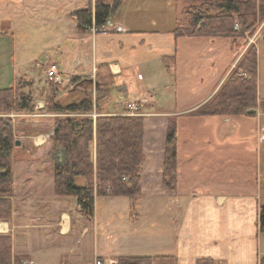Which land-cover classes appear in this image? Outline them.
I'll return each instance as SVG.
<instances>
[{
    "label": "crops",
    "instance_id": "0c3cea01",
    "mask_svg": "<svg viewBox=\"0 0 264 264\" xmlns=\"http://www.w3.org/2000/svg\"><path fill=\"white\" fill-rule=\"evenodd\" d=\"M95 1L0 0V90L9 88L19 78L29 76L25 71L32 61L34 65L29 68L39 70L43 65L47 67L51 61L57 65L64 80L81 77L70 93H75L73 97L77 96L76 99L82 94L92 96L103 114L123 115L124 104L137 101L143 118L140 197L133 202L125 196H95L93 215L88 218L74 198L56 196L53 166L60 156L50 154L52 130L41 131L43 128L38 126L57 117L79 114L43 110L44 102L36 100L30 111L21 112L23 116H19L26 123L38 126L33 127L34 133L23 136L24 141H19L20 144L15 146L11 215L8 220L0 221V228L3 229H0V234L11 237L12 256L22 258V264H91L95 258L102 260L103 264H114L118 257H174L177 264H196L199 259H210L213 264H261L264 248L262 232L257 226L261 205L255 199L260 195L261 186L257 187V191H252L255 193L243 195L218 183L214 176L225 164V161L220 164L219 159L225 156L230 163L234 148L240 140L245 139H240L238 134L239 122L235 117L189 115L216 93L239 58L230 57L223 73L203 94V80L194 66L197 63L202 66L205 63L213 64V56L207 59L206 54L215 52L214 47L222 46L218 42L223 38L180 37L175 40L167 35L165 46L156 48L147 34H157L158 31L149 32L142 26L139 28L137 18L130 17L129 10L125 12L119 9L116 16L106 22L107 32L97 34L78 30L73 15L76 10L69 13L75 21V29L68 25L57 28L56 25L62 22L60 17L52 23L46 11L43 14L41 10L93 8ZM5 9L19 11L7 15ZM135 11L132 9V12ZM15 16L27 17L26 27L29 30L40 29L38 34H34V40L33 37L26 40L24 53L20 52L23 50L21 47H16L13 36L16 30ZM51 26L52 33H49ZM43 30L44 34L41 33ZM84 37L89 38L92 45L91 67L69 74L72 66L66 64V60L69 61V57L73 59L74 55L70 56L60 46L64 45V41L72 44ZM111 41L128 49L127 52H139L140 57L144 58L142 65L146 66L150 81L147 95L134 86L136 75L133 69L138 67L135 65L137 61L121 54L117 57L110 52L106 46ZM34 42H38L40 47L41 43H51L55 46V53L47 49L49 51L44 56L47 61L38 62L34 55L25 53V48L29 49ZM229 46L228 41L226 50L230 49ZM165 59H172L169 66H166ZM78 62L77 57L76 67L80 65ZM181 62H187L185 73L184 70L180 72ZM101 65L108 66L115 85L109 90L93 87L84 92L81 84H90V79L95 81L96 70ZM153 73L163 85L161 94L156 92V86L151 82ZM181 86L187 89V96H201L198 95L200 97L190 104H182L178 99ZM167 95L172 104L164 106ZM65 98L61 96L59 103L64 104L71 99ZM261 98L264 97L257 93V99ZM253 110L252 114L244 117L263 118L264 109L257 106ZM170 118L175 119L177 138V185L172 191L164 188L162 172ZM259 119L256 128L258 134L251 137L258 142V147L264 142V122ZM226 150L231 154L225 153ZM91 158L94 163V144ZM205 174H208L207 178L199 179L200 175ZM75 183L83 186L84 179L77 178ZM122 199L133 203L128 216L121 209L125 203ZM101 209H105L103 214L100 213Z\"/></svg>",
    "mask_w": 264,
    "mask_h": 264
},
{
    "label": "trees",
    "instance_id": "16d2710c",
    "mask_svg": "<svg viewBox=\"0 0 264 264\" xmlns=\"http://www.w3.org/2000/svg\"><path fill=\"white\" fill-rule=\"evenodd\" d=\"M183 17L174 29L175 40L186 38H223L229 41L231 52L242 55L231 69L216 93L203 105L189 113L191 116H243L259 103L264 108V98L257 99V52L248 44V36L255 31V17L264 18V0H182ZM124 0H96L94 7L73 13L78 30L94 24L99 28L113 19ZM264 28V25H263ZM87 31V30H86ZM239 52V51H238ZM169 62L172 59H165ZM77 77L70 79L76 85ZM98 89H111L115 85L108 66L96 70ZM45 107L50 112L74 113L54 120L49 138L50 154L59 155L53 166L54 194L72 197L81 212L88 218L93 215L95 196H125L135 202L140 197L139 170L143 161V118L126 115H107L100 112L92 96L81 95L68 102L59 103L57 90L60 84L52 83ZM93 89V84L83 83ZM96 88V87H94ZM63 89V88H62ZM89 89V90H91ZM34 107L28 92H19L16 81L0 90V113L28 112ZM96 111L95 118L87 114ZM0 221L11 215L12 162L15 149L12 128L8 119H0ZM176 123L170 118L165 136L163 184L166 190L177 185ZM95 147V162L91 149ZM83 178V186L75 180ZM259 232H264V206L257 216ZM264 264V258L261 259ZM0 264H22V258L11 254V237L0 234ZM114 264H177L174 257H118ZM196 264H213L210 259H199Z\"/></svg>",
    "mask_w": 264,
    "mask_h": 264
},
{
    "label": "rangeland",
    "instance_id": "374dc122",
    "mask_svg": "<svg viewBox=\"0 0 264 264\" xmlns=\"http://www.w3.org/2000/svg\"><path fill=\"white\" fill-rule=\"evenodd\" d=\"M80 6H83L81 4ZM87 6V5H86ZM184 4L182 0H124L122 3L120 9H124L125 12L128 10L131 12L130 17H136L139 25L142 26L141 28H145V30L151 32L152 30L158 31L157 34H147L148 39L155 45L156 48H163L165 46V41H167V35L174 37V29L176 28L179 19L183 17L182 10L184 9ZM132 9H136L135 13L132 12ZM43 10V14L46 11V14H48V19L52 21V23L56 22L57 18L60 17L62 22L59 25H56L57 28L59 27H65L66 25L70 26V28L75 29V21L70 18L69 13L73 10L79 11L82 9H41ZM19 11V9H5V13L7 15L13 14V12ZM40 10H38L39 13ZM46 16V15H45ZM27 17L20 18L19 16H15V34L13 35L16 40V47L24 48V43L29 37H33L34 40V34H38L40 32L39 28H32L28 29L26 26H28V21H26ZM255 31L252 33V35L248 36V43L251 42V45L256 46L257 48V85H258V94L261 97H264V18L260 19L258 17V14L255 17ZM153 21V24L151 22ZM50 25V24H49ZM55 27V26H54ZM53 27H49V33H52L51 29ZM56 28V27H55ZM46 31V32H48ZM66 31V30H65ZM45 32V33H46ZM44 34V30L41 32ZM43 40V38L41 39ZM177 40V39H176ZM39 41V40H38ZM107 41V40H106ZM48 42H51V40H48ZM64 45H61L60 48L63 50H66L69 52V55H74V58L72 59L69 57L66 60V64H70L72 66V71H69V74L71 72H81V70H84L85 68L91 67V50L92 45L89 38L84 37L81 40L74 41V43H67L64 41ZM219 48L214 47L215 52L206 54L207 59H209L211 56H213V64H204L203 66L200 64H196L194 68L197 70V72L200 71L202 82V91L203 94L208 91L212 84L215 82L217 78L223 73V70L228 66L229 64V58L234 56L235 59L240 58L242 55V52L240 53V49L238 51H234L231 53L230 49L228 48L226 50L225 45L228 43L226 39L219 40ZM38 42H34L33 46L31 45L29 49H26V55L31 54L34 55L35 59L38 62L44 63L45 55H47L49 50L54 51L53 48L55 47L51 43H41L42 47L40 45H37ZM44 44V45H43ZM46 44V45H45ZM256 44V45H255ZM35 45V47H34ZM110 52H114L115 55L118 57L119 54L125 55L129 58H134L137 62L135 65H137V68H134L133 71L136 75V80L134 82V86L137 88L139 92L142 94L147 95L148 93V85L150 83L148 78V73L146 70V66L142 65V62L144 61V58H141V54L139 52H127L128 49L125 47L119 45L116 41L109 42V44L106 46ZM217 48V50H216ZM221 48V49H220ZM49 49V50H47ZM121 49V50H120ZM115 50V51H114ZM20 52L24 53V49ZM233 54V55H232ZM55 55V54H54ZM56 56V55H55ZM78 57V63L80 64L78 67H76V58ZM22 59V58H21ZM232 59V58H231ZM202 60V59H201ZM47 61V60H46ZM23 62V61H21ZM51 63L48 62V64ZM167 65L169 66L171 62L169 60L166 61ZM180 63V72L185 73L187 71V62ZM34 62L29 63L27 65V71L26 74H29V76L19 78L16 80V86L18 88L19 92H28L32 95L33 101L41 100L44 102V109L47 110L45 107V98H48V92L50 87L54 86L52 84L53 82L46 78L45 76V70L46 65L42 66L41 69H30V67H33ZM69 66V67H70ZM192 66V65H191ZM189 66V67H191ZM194 68H190L192 71H195ZM153 69V68H151ZM182 75V73L180 74ZM68 76V75H66ZM31 77V78H30ZM81 80V77H77ZM79 80V81H80ZM153 84H155L154 88H156V92L161 94L160 92L164 89L162 88L161 80L156 77V75L153 73V79L151 81ZM60 89L57 90V98H61V96H65V99L71 98L75 96L76 94H71L70 90L75 88L76 85L70 84V80H64L61 78ZM86 91L91 89V87L85 86ZM63 88V89H62ZM150 90V89H149ZM82 92V91H81ZM166 92V91H165ZM178 99L180 103L187 105L192 103L194 100L198 99L201 95L196 94L197 96H187V89L181 86L180 91H178ZM200 95V96H198ZM120 99H125L126 97H118ZM171 98L173 99V95H171ZM118 99V101H121ZM169 95L164 98L163 105H170L172 102H169ZM148 100V99H147ZM257 106L260 107L259 103H257ZM257 106L255 108H257ZM254 108V109H255ZM262 108V107H260ZM104 110V108H102ZM264 109V108H262ZM48 111V110H47ZM11 113H18V112H11ZM9 114V113H8ZM8 114H2L0 113V119H8L10 121V125L12 128L13 133V139L24 141L25 135L29 134L30 132L34 133L35 126L38 125H31L24 121L22 117L15 116V117H8ZM262 114L259 113L258 116ZM243 116H235V119H237V122H239V128H238V134L240 136V139H243L244 141L240 140V143L238 142V145L234 148V151L232 152L233 158L230 159V163H228L225 159V156L223 159H219L221 161L220 164H222L225 161V164H223L221 167H223L221 170L218 171L217 174H215V180L218 181V183H222L225 187H229V189L236 190L239 194L243 195H250L251 193H255L252 191H255L257 187L261 186L260 195L256 196L257 204L264 206V142H261V146H257V141L255 139L251 138L256 133V128L258 125V119L259 117L254 118H247ZM263 118L259 119L260 122H264V111L262 114ZM142 117V116H140ZM54 119L51 121H46L43 125L38 126L39 128H43L41 131L51 132L54 127ZM2 122H0L1 124ZM34 127V128H33ZM264 130V126L262 127ZM52 134V132L50 133ZM51 136V135H50ZM26 143V142H25ZM26 147H28L26 143ZM225 153H230L229 150H226ZM213 176V175H212ZM208 174L200 175L199 179L207 178ZM211 178V175H210ZM257 191V190H256ZM260 197V199H259ZM121 201L125 202L123 206L121 207L122 211L126 213V215H129V210L132 206V202H129L127 199H122ZM136 207V204L134 205ZM105 209H101L100 213L103 214ZM99 231L101 229V225L98 227ZM262 245L264 248V232H262Z\"/></svg>",
    "mask_w": 264,
    "mask_h": 264
},
{
    "label": "built area",
    "instance_id": "2783aa9c",
    "mask_svg": "<svg viewBox=\"0 0 264 264\" xmlns=\"http://www.w3.org/2000/svg\"><path fill=\"white\" fill-rule=\"evenodd\" d=\"M84 27L87 31H89L93 34L107 32V28L105 27V25L97 28L92 23L89 26L84 25ZM250 43L251 42H249L248 44H250ZM45 76L47 79H49L53 83H58V84L61 83L62 77L60 76V74L58 72V67L55 63L48 64V66L46 67V70H45ZM124 109L125 110H124L123 115L131 116V117L141 116L139 103L137 101L131 100V101L126 102L124 104ZM87 115L92 117V118H95L99 114L96 113V111H93ZM117 115H119V114H117ZM7 116L8 117H15V116H23V115H22V113L18 112V113H9ZM65 116H71V115H65ZM0 229L3 230L2 228H0ZM91 264H103V261L98 259V258H95Z\"/></svg>",
    "mask_w": 264,
    "mask_h": 264
},
{
    "label": "water",
    "instance_id": "95a60500",
    "mask_svg": "<svg viewBox=\"0 0 264 264\" xmlns=\"http://www.w3.org/2000/svg\"><path fill=\"white\" fill-rule=\"evenodd\" d=\"M89 81H90V83H92V84L94 85V87H97V86H98L97 83L94 82L92 79H90ZM252 112H254L253 109L248 110V111L245 112V115L252 114ZM19 144H20L19 140H16V141H15V145H19Z\"/></svg>",
    "mask_w": 264,
    "mask_h": 264
}]
</instances>
